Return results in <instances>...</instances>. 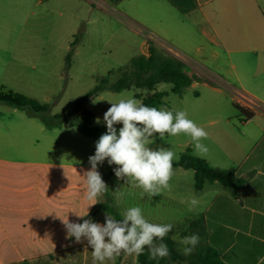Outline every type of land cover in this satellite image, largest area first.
Returning a JSON list of instances; mask_svg holds the SVG:
<instances>
[{
	"label": "crops",
	"instance_id": "0c3cea01",
	"mask_svg": "<svg viewBox=\"0 0 264 264\" xmlns=\"http://www.w3.org/2000/svg\"><path fill=\"white\" fill-rule=\"evenodd\" d=\"M81 1L96 8L101 21L114 22L119 32L115 37L132 44L136 55L146 54L151 41L181 59L189 75L201 74L216 84L194 81L189 87L200 83L231 104L264 107V0ZM47 2L0 0V86L13 91L19 76L14 66L19 50L12 45L11 26L20 14L18 8L24 7L26 19L36 15L31 6ZM235 111L237 127L207 131L204 143L210 151L206 156L196 155L192 147L195 156L213 168L232 169L241 183L230 188L206 181L195 190L193 171L173 167L179 169L174 170L178 185L174 182L170 191L152 198L140 196L141 209L152 223L174 225L172 239L177 238L173 240L182 254L179 239L199 231L197 246L214 251L219 263L264 264V111L255 110L246 121ZM212 118V124L223 123L221 117ZM76 127L70 121L47 127L39 117L0 103V264H92L87 240L77 243L74 237L67 238L60 218L82 223L75 213L88 211L86 219L100 204L114 207L123 218L109 191L102 202L89 207L92 202L86 199L82 175L90 168L88 158L95 154L96 142ZM189 170L188 198L195 196L199 205L193 211L188 206L183 220H166L165 204L187 203L180 185L181 173L187 175ZM98 171L106 180L112 172L99 165ZM106 214L97 209L92 220L103 224ZM104 264H138V256L122 254ZM165 264L192 263L184 259Z\"/></svg>",
	"mask_w": 264,
	"mask_h": 264
},
{
	"label": "rangeland",
	"instance_id": "374dc122",
	"mask_svg": "<svg viewBox=\"0 0 264 264\" xmlns=\"http://www.w3.org/2000/svg\"><path fill=\"white\" fill-rule=\"evenodd\" d=\"M18 9L20 14L13 20L11 26L14 34L12 45L15 50H19L14 60L15 70L19 69V76L13 81L12 88L15 92L46 103L50 115L71 112L74 103L97 85L100 78L114 70L109 76V80L114 81L117 78L116 70L128 65L130 59L136 55L132 44L127 45L115 37L119 32H115L114 22L101 21L97 9H92L81 0H48L46 4L31 6L36 15L26 19L22 16L24 7ZM74 39L76 42L72 47L69 67L66 69L65 56L70 49V42ZM158 90L167 93L163 99L164 104L158 109L184 110L188 113V118L206 131L238 126L239 117L235 115L237 112L231 102L226 98L217 97L210 87L199 83L186 88L181 96L171 93L168 83L159 84ZM194 92L198 94L197 97L194 96ZM132 93V90L113 92L102 89L84 99L79 108L89 110L95 118H100L101 123L104 113L111 107L109 101L117 102L122 98L132 97ZM248 102L252 103L251 100ZM71 114L70 118L75 119L76 113ZM212 117H221L223 123L212 124ZM76 130L79 129L76 127ZM165 138L166 140L153 138L155 143L150 147L169 148L175 153L173 161H177L186 149L195 156L193 142L189 136L183 133L176 136L166 134ZM92 140L96 142L98 139ZM99 166L112 171L109 179L102 178L105 182L108 181L106 184L109 192L114 196L115 203L121 211L124 212L132 206L142 207L141 190L126 184V178L116 177L114 168L118 167L117 165H109L105 160ZM175 172L170 180L171 188L174 182L175 186L178 185ZM187 172V175L181 173L180 185L181 195L186 197V201L190 192L188 182L192 171ZM120 192L124 195L120 196ZM187 211V203L180 207L165 204L164 219L181 217L183 220L188 217Z\"/></svg>",
	"mask_w": 264,
	"mask_h": 264
},
{
	"label": "clouds",
	"instance_id": "9594fccd",
	"mask_svg": "<svg viewBox=\"0 0 264 264\" xmlns=\"http://www.w3.org/2000/svg\"><path fill=\"white\" fill-rule=\"evenodd\" d=\"M109 102L111 107L103 115L107 130L96 141L95 154L88 158L90 168L82 175L86 199L92 202L89 207L102 202L101 198L109 191L98 171V165L105 160L109 165L118 166L114 168L118 179L126 178V184L142 189L141 196L147 194L152 198L161 195L164 190H171L175 153L165 147H150L155 143L153 138L157 134L161 140H166V134L176 136L183 133L191 138L196 155L203 157L210 151L203 143L208 139V132L188 118L184 110L149 107L131 96ZM96 123H100L99 117ZM116 125L122 126L117 128ZM119 195L123 196L124 193L120 192ZM187 203L189 211H193L199 205V200L189 196ZM75 214L82 219V223L70 222L68 217L59 218L66 229L67 238L74 237L77 243L82 238L87 240L92 249V264H104L106 260H114L122 254L139 256L145 249L152 260L170 255L164 240L174 225L148 221L139 206L129 207L122 213L121 220L108 213L103 224L83 219L88 211L84 215ZM178 242L183 245V254L191 255L200 243V237L192 234Z\"/></svg>",
	"mask_w": 264,
	"mask_h": 264
},
{
	"label": "trees",
	"instance_id": "16d2710c",
	"mask_svg": "<svg viewBox=\"0 0 264 264\" xmlns=\"http://www.w3.org/2000/svg\"><path fill=\"white\" fill-rule=\"evenodd\" d=\"M75 42L76 39L70 43V49L65 56L66 69L69 67L70 57L73 51L72 47ZM188 70L189 67L181 59L153 42L148 41L146 54H139L132 57L128 65L116 70L117 78L114 81L109 80V76L114 73V70L109 71L105 77L98 80L99 83L97 85L74 103L72 111L69 113L50 115L46 103H41L34 98L24 96L4 86H0V103L23 110L30 116L39 117L47 127H54L70 121L85 135L99 139L100 135L107 130L106 124L104 121L97 124L93 113L79 108L84 99L102 89H108L113 92L132 90L133 97L141 100L149 107L158 109L163 104V97L165 96V92L158 90V85L161 83L171 84L170 91L178 96H181L185 89L194 81L205 82L212 86L216 85L213 81L201 74L189 75ZM232 105L240 113L244 121L250 119L254 115L255 110L264 111V107L259 105L256 108H249L240 105L236 101H233ZM71 113H76L75 119L70 118ZM116 127L119 128L118 125ZM154 137H158V134ZM173 167L191 169L193 171L195 190H200L206 181H216L230 188H236L241 183V180L234 178V171L232 169H215L204 159L190 154L189 149L182 152L177 161H173ZM97 209L110 213L117 220L122 219L116 209L108 204H100L86 219H93ZM192 225H196L195 222ZM189 229L188 226L187 231ZM173 232L174 229L168 233L164 240L170 250L168 257L152 260L149 258L147 249H145V252L138 256V264H165L168 260L176 261L184 259L192 264H221L217 261L214 251L201 246H197L196 251L191 255L180 253L175 241L172 239ZM197 234L202 236V233L199 231H197Z\"/></svg>",
	"mask_w": 264,
	"mask_h": 264
}]
</instances>
